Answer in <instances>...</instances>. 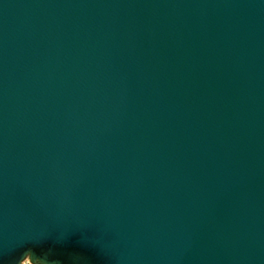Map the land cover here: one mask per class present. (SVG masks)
Listing matches in <instances>:
<instances>
[{
    "label": "water",
    "instance_id": "95a60500",
    "mask_svg": "<svg viewBox=\"0 0 264 264\" xmlns=\"http://www.w3.org/2000/svg\"><path fill=\"white\" fill-rule=\"evenodd\" d=\"M264 264V0H0V264Z\"/></svg>",
    "mask_w": 264,
    "mask_h": 264
},
{
    "label": "rangeland",
    "instance_id": "374dc122",
    "mask_svg": "<svg viewBox=\"0 0 264 264\" xmlns=\"http://www.w3.org/2000/svg\"><path fill=\"white\" fill-rule=\"evenodd\" d=\"M20 264H38V263H31V261L29 260V257H28V256H25V257L21 260Z\"/></svg>",
    "mask_w": 264,
    "mask_h": 264
}]
</instances>
